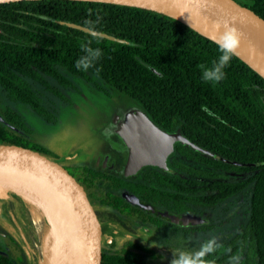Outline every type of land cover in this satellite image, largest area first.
I'll return each instance as SVG.
<instances>
[{
    "label": "trees",
    "instance_id": "trees-1",
    "mask_svg": "<svg viewBox=\"0 0 264 264\" xmlns=\"http://www.w3.org/2000/svg\"><path fill=\"white\" fill-rule=\"evenodd\" d=\"M250 2L248 6L264 17V0ZM38 13L109 32L127 38L134 44L121 43L58 24L40 17ZM33 22L48 23L62 29V32H56L43 28V31H52L55 35L48 37L53 41L52 48L5 42L3 47L0 46V54L36 52L40 53L42 60H46V54L52 53L54 61L63 65L70 74L75 73L88 80H91L89 75H96V68H99L100 73L96 76L102 82L136 101L163 128L174 130L178 122L185 131V124L191 119L196 126L195 132L191 134L194 139L197 135H204L200 128L201 118L218 115L223 118L218 119L221 128L208 130L206 137L210 142L200 139V143L233 159L264 160V77L235 55L224 70V80L219 83L203 81L200 65L211 67L220 53L212 39L186 23L155 10L112 2H0V38L32 37V33L25 31V27L15 23L29 25ZM33 37L36 42L43 43L42 38H46L47 34L44 31ZM89 42L92 48H100L103 55L88 71L77 70L75 62L85 54L81 45ZM34 61L37 63L38 59ZM36 66L54 74L64 86L80 88L71 75L59 71L53 64ZM27 69L35 73L32 67L28 66ZM6 80H11L7 83L26 85V81H18L15 77L7 76ZM101 88L105 90L103 86ZM3 95L8 100L6 106L0 107V111L25 131L31 129L16 107L17 104L28 106L40 119L53 124L60 118L61 109L52 102L55 99L61 102L68 100L64 90H11ZM0 137L22 138L2 122ZM193 158L198 163L222 169L204 170L199 165L189 167L181 161V170L189 177L183 178L187 186L175 182V191L170 193L174 198L188 199L197 207L212 208L248 186L251 187L249 215L236 237L238 245L235 248L226 247L222 252L216 251L208 259L217 256L216 263L229 264L230 256L240 255L242 264H264V163L252 167L232 165L197 150L193 152ZM227 169H245L250 172L244 177H237L232 176ZM176 190H187L189 193H178ZM26 250L24 243L22 249L16 248L11 252L0 250V264H38L33 261L35 255L28 254ZM124 260V257H106L105 264L125 263Z\"/></svg>",
    "mask_w": 264,
    "mask_h": 264
},
{
    "label": "flooded vegetation",
    "instance_id": "flooded-vegetation-1",
    "mask_svg": "<svg viewBox=\"0 0 264 264\" xmlns=\"http://www.w3.org/2000/svg\"><path fill=\"white\" fill-rule=\"evenodd\" d=\"M43 15L47 14H39L40 17H43L49 21H53L44 17ZM53 22L61 24L56 21ZM41 23L42 22H33L29 25L24 23L15 24L25 27V31L32 33L33 36H35L37 33H43L45 31L47 37L42 38L44 41L43 43L36 42L33 36L24 38L10 37L4 39L0 38V46L3 47V44L6 42L13 44L16 43V45L22 43L23 45H32L34 47L40 45L45 46L46 48H52L53 45L51 43L53 41L48 37H55V35L52 33V31H43V28L53 29L56 32H62V29L48 23ZM40 25L41 27H39ZM8 56L14 57L8 58ZM39 56L40 53L36 52L0 54V107L6 106L8 99L3 95V93L6 91L64 90L68 95V100L61 102L55 99L54 102H52L53 104L55 103L58 105V107L61 109V118L64 108L73 103L70 92L76 91L79 88L64 86L60 81H58L54 74L47 71H42L36 66L38 64H45L46 66L53 64L59 71L64 72V66L59 64V62L54 61L52 58V53L46 54V56H48L46 60H42ZM36 58L38 59L37 63L34 61ZM28 66L32 67L35 73H32L30 69H27ZM70 75L77 84V81L74 79V77L79 75L75 73H71ZM7 76L15 77L18 79V81H26V85L7 83L11 82V80H6ZM107 90L108 91L106 92L111 95V91L109 89ZM25 106L26 105L23 104L16 105V107L23 114L24 119L27 121L29 126L31 125V120H33V118L32 116L29 118V113L27 114L22 110V108ZM129 112L131 111H126L122 116L119 115L120 117H116L114 122L115 128L117 127L119 120L125 118ZM211 113L213 112L211 111ZM218 119L223 120V118L218 115L203 116L201 118L202 124L200 125V128L203 129L202 131H204V135H197L196 139L191 136V134L195 132L196 128L191 119L186 122L184 127L185 131H183V128L181 127L182 125L180 126L178 122L176 124V128L181 127L184 133H186L190 138L198 143H200V139L206 141V143H209L210 140L206 137V133L208 130H218L221 128V122H219ZM25 132L27 133L26 135L18 132L16 133L22 136L21 139H27L37 143L32 139V129L31 131ZM111 132L114 131L111 130ZM120 143L122 142L120 141ZM218 143H220V140H218ZM200 144L204 145L202 143ZM108 147L104 149L99 147V145L88 143L82 154H78L68 161L69 165L78 172L81 178L89 186L98 205L103 221L105 222L106 257L125 258V263L116 264H171V260L173 259V249L192 247L198 248L205 238L210 239L213 236L215 237L220 235V243L222 244V247L217 250L219 252H222V250L226 247L228 248L231 246L232 248H235L238 245L236 237L238 236L240 228L245 224L243 223L245 220L244 211L241 213L240 217L237 218L239 209L229 212V207H227L222 215L218 216L216 213H214V210H212V208L216 206L212 208L201 206L197 207L196 205H193L188 199L182 198L179 200L170 195V193L175 191L174 187L176 181L181 185L187 186V183L185 180H183V178H187L189 176L188 174L183 173L181 170V161H184L189 167L199 165L201 169L204 170L218 171V169H222L221 167L196 162L193 158V152L196 150L190 145L177 142L175 144V151L167 157V163L173 169V171H165L162 168L154 165H145L136 174L124 176L123 164L128 158V150L126 148H122L120 145L115 144H108ZM48 149L58 155V152L55 148ZM227 171L232 176L237 177H244L248 174V172H250V170L245 169H227ZM176 192L185 194L189 193L187 190H176ZM126 193L136 194L140 197V199L149 201L158 208L170 210L178 213L179 215L187 213L195 214L200 216L202 220L198 222L169 220L162 215L148 210L141 204L131 201L126 196ZM235 196L236 195L231 196L218 205L228 202ZM12 200L13 199L0 200V216L6 214V202ZM6 234H9L7 229L0 227L1 251L11 252V250L15 251L16 248L20 249V247L23 246L22 244L20 246L19 242H17L16 247H11L7 238L3 240V237L6 236ZM190 237L191 240H196L194 241V244L191 242V240H189ZM198 237H201L202 240H198ZM25 241V239L22 240L24 245L27 244ZM154 244L156 246H152ZM216 257L217 256L212 259L215 260Z\"/></svg>",
    "mask_w": 264,
    "mask_h": 264
},
{
    "label": "water",
    "instance_id": "water-1",
    "mask_svg": "<svg viewBox=\"0 0 264 264\" xmlns=\"http://www.w3.org/2000/svg\"><path fill=\"white\" fill-rule=\"evenodd\" d=\"M13 1L23 0H0V2ZM89 1L126 4L165 13L186 23L212 40L214 36L218 35L216 25L227 21L242 33V41L236 55L264 77V17L237 0ZM43 16L90 34L121 43L134 44L127 38L99 31L71 20ZM152 69L158 72L154 67ZM64 73L70 75L68 71H64ZM130 111L125 118L119 120L117 127L112 130L115 132H112L115 144L128 150V158L123 164L124 176L136 174L145 165H154L165 171H173L167 163V157L175 151L177 142L190 145L206 156L229 164L255 166L264 163V160L242 161L228 157L194 141L180 127L174 130L163 128L143 108ZM0 122L15 132L27 134L18 125L8 120L2 112H0ZM85 148L86 146L83 149ZM68 161L69 159L67 160L65 156L56 155L50 149L30 140L0 137V174L33 180L53 195L54 204L64 213L66 220L64 241L72 248L71 263L105 264V222L89 186L69 165ZM14 194L10 190L0 189V200L14 199ZM126 196L131 201L172 221L198 222L202 220L195 214L179 215L173 211L158 208L151 202L140 199L136 194L126 193Z\"/></svg>",
    "mask_w": 264,
    "mask_h": 264
},
{
    "label": "rangeland",
    "instance_id": "rangeland-1",
    "mask_svg": "<svg viewBox=\"0 0 264 264\" xmlns=\"http://www.w3.org/2000/svg\"><path fill=\"white\" fill-rule=\"evenodd\" d=\"M237 1L247 5L251 4L250 0ZM63 71L67 72V69L64 67ZM89 77L91 80L82 76L74 77L80 88L70 92L73 103L64 108L61 118L56 123L49 124L42 121L28 106L22 108L24 112L29 113V118L31 116L33 118V120L30 119L31 125H29L33 130V141L48 148H55L58 155L65 156L67 160L82 153V149L88 143L101 146L105 144L107 147L108 144L114 145L116 143L114 135L106 128V125L114 122L116 117L122 116L126 111L142 108L127 95L117 92L113 87L102 82L98 76L90 74ZM96 83L103 86L105 90ZM107 89L111 91V95L106 92ZM112 124L115 126V123ZM108 137H110V142L107 140ZM250 191L251 187L248 186L228 202L214 207V213L221 216L227 207H229V212L239 209L237 218L244 211L243 223H246L249 215ZM14 195L15 198L12 201L6 202V214L0 216V227H4L9 233L3 237V240L7 238L11 247H16L17 242L20 246L23 245L22 240L25 239L26 252L36 255V257L33 256L34 262L44 264L50 242L51 224L45 211L39 205ZM215 237L221 242L220 235ZM198 240L202 238L198 237ZM194 241L196 240H191L193 244ZM20 248L22 249L23 246Z\"/></svg>",
    "mask_w": 264,
    "mask_h": 264
},
{
    "label": "clouds",
    "instance_id": "clouds-1",
    "mask_svg": "<svg viewBox=\"0 0 264 264\" xmlns=\"http://www.w3.org/2000/svg\"><path fill=\"white\" fill-rule=\"evenodd\" d=\"M218 35L213 37V42L217 45L220 55L216 61H213L211 67L200 65L202 69L201 78L205 82L219 83L226 78L227 68L236 55L242 41V33L237 28L230 25L227 21L216 25ZM88 44H82L81 49L85 53L75 62L77 70L88 71L100 60L103 52L100 48H92ZM100 69L96 68V75H99ZM191 240V237L189 238ZM152 246H156L155 244ZM222 244L216 237L203 241L198 248H176L173 249V259L171 264H216L214 259L208 257L214 254ZM230 252L231 249H228ZM229 264H242L240 255H232L229 258Z\"/></svg>",
    "mask_w": 264,
    "mask_h": 264
},
{
    "label": "bare ground",
    "instance_id": "bare-ground-1",
    "mask_svg": "<svg viewBox=\"0 0 264 264\" xmlns=\"http://www.w3.org/2000/svg\"><path fill=\"white\" fill-rule=\"evenodd\" d=\"M0 189L10 190L16 195L36 203L45 211L47 219L51 224V230L48 252L44 264H72L71 245L64 241L66 231L65 216L54 204L53 195L31 179L2 174H0Z\"/></svg>",
    "mask_w": 264,
    "mask_h": 264
},
{
    "label": "crops",
    "instance_id": "crops-1",
    "mask_svg": "<svg viewBox=\"0 0 264 264\" xmlns=\"http://www.w3.org/2000/svg\"><path fill=\"white\" fill-rule=\"evenodd\" d=\"M103 104V103H102ZM131 108H133V107H131ZM134 109V108H133ZM116 119V118H115ZM115 122V121H114ZM114 122H111V123H109V124H107L106 125V128L109 130V131H111V130H114L115 129V126H114V124H112V123H114ZM94 124V123H93ZM91 129H92V124H91ZM107 140L110 142L111 140H110V137H108L107 138ZM116 145V144H115ZM57 147V146H56ZM99 147H102V148H104V149H106L107 148V146L105 145V144H103L102 146L101 145H99ZM83 150L84 149H82V153H83ZM59 151L61 152V149L59 148ZM62 153V152H61ZM82 153H79V154H82ZM78 155V154H77ZM70 160V159H69Z\"/></svg>",
    "mask_w": 264,
    "mask_h": 264
}]
</instances>
